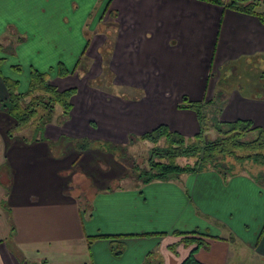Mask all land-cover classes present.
<instances>
[{"label":"crops","instance_id":"crops-1","mask_svg":"<svg viewBox=\"0 0 264 264\" xmlns=\"http://www.w3.org/2000/svg\"><path fill=\"white\" fill-rule=\"evenodd\" d=\"M110 36L114 82L140 97L89 84L102 73L100 48ZM83 47L96 59L87 75L47 74L60 89L77 87L71 116L49 122L46 139L0 138V180L10 176L7 186L0 181V238L10 235L0 241V264H180L196 246L184 237L194 235L207 243L195 250L205 263L264 264V185L247 171L225 177L206 168L123 182L127 166L117 154L78 151L72 141L62 151L71 154L49 146L63 147L61 136L125 143L160 123L193 136L200 122L179 107L185 95L205 101L221 94L222 120L264 128L260 18L209 0H0V99L10 81L30 86L34 68L70 67ZM9 59L23 66L22 76ZM251 77L258 83H241ZM82 184L92 188L83 206L69 192Z\"/></svg>","mask_w":264,"mask_h":264},{"label":"trees","instance_id":"trees-1","mask_svg":"<svg viewBox=\"0 0 264 264\" xmlns=\"http://www.w3.org/2000/svg\"><path fill=\"white\" fill-rule=\"evenodd\" d=\"M110 0H108L109 3ZM215 3L224 4L225 6L234 8L236 10L252 13L257 15L260 20L264 23V10L258 9L261 0H209ZM108 7V4L106 8ZM264 77V72H263ZM225 80V78H222ZM12 83L13 87L11 86ZM8 83V97L2 100V108H5L6 111L16 120L14 128L9 130V135H12L13 129H20L25 126L32 119L36 112L39 110V105L41 102H44V99L40 94H34L28 102L22 100L25 99L27 95H31L35 90H42L46 93H50V97L53 100L64 107L63 114L67 117L71 107V95L75 91V87L67 88L63 91H60L58 87L48 81L47 73L40 72L37 69H34L31 74L30 80V89L26 93H18L15 89L16 81H10ZM223 96L221 94H218ZM215 99L209 101L204 100H192L187 95L183 96V101L180 103L179 107L190 108L197 113L198 120L200 122V130L193 136L186 137L181 135L178 131H172L169 129L167 124L161 123L153 130L144 133L143 137H158L166 135L168 142L170 143L169 151L175 153L174 155H187L195 158L194 163L186 164L184 166L179 165L175 161L161 162L153 161L151 163V171L142 172L139 176L142 180L150 181L155 178H169L171 176L178 175L182 172L188 171H200L206 168H214L222 173L225 177H229L242 171H247L251 176L256 179L261 185L262 184L260 174L249 169L251 164H247L249 168L242 169L241 171H235L234 164L227 161V157H234L237 160H247L251 159L255 161V165H263L264 163V128L262 126L254 124L250 119L238 118L232 121L220 120L219 117L211 116L209 117L205 111L207 105L214 103ZM1 103V102H0ZM225 102L222 101L219 105L223 109ZM65 117V118H66ZM63 118V120L65 119ZM49 120H47L48 122ZM214 124L215 129L218 131L217 136L209 138L207 137V126ZM46 124L42 123L41 126ZM40 130V137L36 139H46V137L41 133L43 129ZM153 131V132H152ZM253 133L252 137H249ZM53 142V141H51ZM80 145H78L80 150L89 148L93 142H88V140H81ZM185 150L187 151L186 154ZM169 158H172L168 155ZM244 164V165H246ZM264 167V166H261ZM261 168L259 169V172ZM93 239V237H90ZM184 241L186 242H196V246L190 251V253L182 260L180 264H208L199 260L195 255V250L200 245H207L199 235L194 236H185ZM122 246V244H121ZM115 247V246H114ZM122 251L121 248L115 247L116 254H119ZM23 260V259H22ZM34 264V263H29Z\"/></svg>","mask_w":264,"mask_h":264},{"label":"rangeland","instance_id":"rangeland-1","mask_svg":"<svg viewBox=\"0 0 264 264\" xmlns=\"http://www.w3.org/2000/svg\"><path fill=\"white\" fill-rule=\"evenodd\" d=\"M114 17H116L114 15ZM115 19V18H114ZM114 23H116L115 21H113ZM108 24V22H107ZM105 25V24H104ZM117 28V27H116ZM111 32L112 34L116 33V29H115V24H113V28H111ZM89 38V37H88ZM89 39L86 40V44L87 45V41ZM113 45V38L110 36L108 38V40H106V42L104 43V46H102L100 48V55H101V61H102V73H100L98 76L96 77H92L90 78L89 84L95 88L98 89H102V90H106L109 92H119V93H123L125 96L128 97H140L142 94H134L136 92H139V89H135V88H128V87H121L118 86L115 82H114V72L112 71L111 67H110V61H111V47ZM87 47H83L82 52L80 54V56H78L76 62L70 63L67 66L66 64H51L50 66V70H39L40 72H45L47 74H53L54 72L58 71L59 69L60 74L61 75H68V74H79L80 76H84L87 75L89 73V69L91 65H94L93 62H96V59H92L90 58V56L87 55L86 50ZM12 66V69L14 70L13 72L17 75H23V66H21L20 63H13L11 62V60L9 59L8 64ZM44 67V66H42ZM35 69V68H34ZM51 71V73H50ZM17 79V78H16ZM18 80V79H17ZM22 80V79H21ZM31 80V79H30ZM49 81V80H48ZM226 83L229 84V82H232L233 79L232 78H225ZM242 84H246L247 82L245 81H249L250 83H258V80L255 78H252L250 80H248L247 78H243L241 79ZM18 82V81H17ZM50 82V81H49ZM11 86L13 87L12 83L10 82ZM53 84V83H52ZM75 87V91L74 93L71 95V102H72V97L73 95L77 92V87ZM16 88H17V92L18 93H26L29 91L30 86L28 85H24L22 86L21 84L16 83ZM70 88V87H69ZM60 91H63L65 89H60L58 88ZM67 89V88H66ZM121 90V91H119ZM31 95H27V97L22 100H24L25 102H28L31 97L34 94H40V96L44 99V102H41L39 105V110L36 112L35 116L29 120V122L27 124H25V126L23 128L20 129H13L12 130V135H9V130L11 128H14L15 124H16V120H14V118H12V116L6 111L5 108H2V100L6 99L7 97L0 99V116H1V121H0V138H2V136H4V134L10 138H12V140H18V141H24V142H28V141H33L35 140V138H39L40 135V130H38V126L41 127L39 129H43V131L41 133H43V135L45 136V131H46V127L49 124V122L58 120L59 122H64L66 121L70 116H71V111H72V107L71 110L68 114V116L66 117L63 112H64V107L58 103H56L53 98L50 97V93H46L45 91H40V90H35L33 92H31ZM227 95H225V101L227 100ZM214 103H212L211 105H207L205 107V111L208 114L209 117L214 116V117H219L220 120L221 119V114L223 112V109L221 108V106L219 105L220 103H222V96L216 94L214 96ZM210 98H205V101H209ZM11 117V118H10ZM66 117V118H65ZM63 118H65L63 120ZM47 120H49L47 122ZM46 124L44 126H41L42 123ZM161 124V123H160ZM158 124V125H160ZM166 124V123H164ZM157 125V126H158ZM168 125V124H167ZM155 126V127H157ZM214 126V124H211L209 126H207V137L212 138L217 136L218 131L215 129V127H211ZM154 127V128H155ZM169 129L172 131H175L173 129H171V127L168 125ZM154 128L148 130L151 131ZM145 131L141 134H135L132 133L129 135L128 141L125 143H115V142H109L108 140H102V139H98L95 140L93 142V144L90 146L91 147H97V148H101L103 150H106L108 152H110L111 154H117L120 156L119 161L122 162L123 164H125L127 166V171H126V178L123 179V182H132V181H136V180H140L143 181L142 178H140V174L145 171H151L152 167H151V163L152 160L153 161H161V162H169V161H175L176 163H178L179 165H186L188 163L192 164L194 163V159L193 157L187 156V155H182L183 153L181 152L180 155H174L175 153H172L169 151L170 149V143L168 142V139L166 137V135H162V136H158V137H147L144 138L143 134L148 132ZM153 132V131H152ZM179 132V131H178ZM181 133V132H180ZM3 134V135H2ZM181 135H184L181 133ZM186 136V135H185ZM253 133L249 135V137H252ZM186 137H190V136H186ZM65 138V139H64ZM88 140V142H90L91 140L87 137H82V138H69L67 136H61L58 140H61V142H63L65 140V142H63L64 146H59V142H52L51 146V150L54 152V154H71L69 153H65L62 152L64 151V148L68 145V141L69 142H73L74 146L78 149V151H84L86 149L80 150L78 147V145L82 144L81 140ZM71 142V143H72ZM92 142V141H91ZM96 142V143H95ZM55 145V146H54ZM10 143L8 142V146H7V150L9 149ZM12 147V146H11ZM10 147V148H11ZM29 148L25 149L28 150ZM77 151V150H76ZM16 154H24L25 152H20V151H15ZM186 154L187 151L185 150ZM8 154H10L8 152ZM27 154V153H26ZM168 155H172L169 158ZM227 161L231 162L234 164V170L235 171H241L242 169L245 168H249L247 166L246 163L251 164L249 169L253 170V173H257L260 174V180L262 182V184H264V163L263 165H255V161L251 159H247L244 161H240L235 159L234 157H227ZM246 164V165H244ZM244 166H247L244 168ZM210 168V167H209ZM261 168V171L259 172V169ZM4 170L5 166H0V170ZM5 173V172H4ZM10 180V176H8L6 173L4 175L1 176V183L3 186H7L8 181ZM85 181V180H84ZM83 183V182H82ZM90 184V183H88ZM76 190L74 191H69L71 193V195L77 196V194H79L81 196V203L82 206L89 204V192L90 190L92 191V188L89 187L88 185H84L82 184V186H78L75 188ZM4 200V199H3ZM5 202H2V206H5ZM0 216L2 215V212L0 211ZM6 215H4L5 217ZM2 217V216H1ZM3 217V218H4ZM3 229V228H2ZM1 230V228H0ZM7 235V236H4ZM3 237L0 238V241L3 240H7L10 241V235L8 233H4ZM16 254L18 256V258L20 259V257L22 259L25 260L26 258V254L23 253V251H21V249L16 248ZM28 263H34V264H41L40 262L36 261V260H30V262Z\"/></svg>","mask_w":264,"mask_h":264}]
</instances>
